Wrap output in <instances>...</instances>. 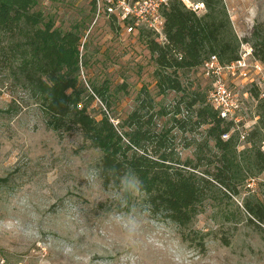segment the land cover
Masks as SVG:
<instances>
[{"label":"rangeland","instance_id":"374dc122","mask_svg":"<svg viewBox=\"0 0 264 264\" xmlns=\"http://www.w3.org/2000/svg\"><path fill=\"white\" fill-rule=\"evenodd\" d=\"M224 1L240 41L253 45L256 24L264 35V0ZM34 8L56 27L75 29L83 38L85 99L79 106L87 103L98 118L106 111L121 130H130L127 119L136 109L152 115V127L168 130L178 156L199 163L196 172L210 183L190 225L191 235H198L194 244L182 239L176 222L151 211L145 194L129 197L128 206L121 207L118 188L104 187L98 176L102 151L78 129L61 133L48 127L17 58L5 49L0 51V220L21 218L34 226V234L0 232V264H264V222L249 208L264 205V170L255 155L264 151L259 119L245 139L236 132L227 139L232 141L225 157L230 176L222 182L211 173L222 165L224 151L208 138L209 125L197 122L199 107L213 108L203 65L179 72L182 90L160 88L158 65L147 46L154 31L139 26L128 32L125 24L106 17L94 22L91 0H37ZM7 45L6 38L0 40L1 47ZM254 79H230L244 102L245 119L253 122L264 102V86L259 89ZM175 117L187 120L186 130ZM20 196L28 201L23 211L14 203ZM117 213L143 222L134 242L113 223ZM199 235L205 249L196 244Z\"/></svg>","mask_w":264,"mask_h":264},{"label":"trees","instance_id":"16d2710c","mask_svg":"<svg viewBox=\"0 0 264 264\" xmlns=\"http://www.w3.org/2000/svg\"><path fill=\"white\" fill-rule=\"evenodd\" d=\"M201 1L206 7L203 14L187 8L181 0H171L163 9L165 38L147 35L148 49L158 65L160 88L182 90L179 72L203 65L212 54L223 62L239 57L241 41L233 29L225 1ZM36 3L37 0H0V40L8 41L7 46H0V51L5 53L8 49L17 58L18 70L31 96L39 103L48 127L61 133L78 129L91 147L102 151L97 169L104 187L119 188V180L110 171L113 166L121 173L134 171L143 182L151 211L176 222L182 239L194 244L193 236L198 235L192 236L189 229L210 179L198 175L199 163L194 165L178 156L169 131L152 127V115L144 117L136 109L127 119L130 130H121L106 111L98 118L89 112L87 103L79 106L85 99L80 80L83 38L75 29L63 31L52 20H45L42 11L34 8ZM259 27L260 24L254 26L252 46L254 55L264 61V35ZM198 100L196 97L189 102L190 107ZM259 108V126L264 129V102ZM197 116L199 124L209 125L208 138L215 139L224 151L217 173L209 169L203 172L226 183L230 175L225 157L232 141L224 140L222 134L231 126L206 105L197 109ZM175 120L178 127L187 129V120L176 117ZM255 155L259 169L264 170V151L258 149ZM249 208L264 222L263 204ZM196 244L205 249L203 235H199Z\"/></svg>","mask_w":264,"mask_h":264},{"label":"built area","instance_id":"2783aa9c","mask_svg":"<svg viewBox=\"0 0 264 264\" xmlns=\"http://www.w3.org/2000/svg\"><path fill=\"white\" fill-rule=\"evenodd\" d=\"M181 1L187 8L198 14L206 11L202 1ZM170 2L171 0H91L95 13L94 22L101 17L114 19L119 24H125L128 32L143 26L154 31L160 40L165 38L163 9ZM203 66L204 74L210 80L211 85L207 100L219 116L231 126L229 131L222 134V138L227 140L232 132H236L240 139H245L260 116L256 115L254 122L245 119L244 102L238 89L230 83V79L235 77L247 80L250 78L253 83L254 75H256L257 87L261 89L264 86V61L254 55L252 45L242 41L237 59L223 62L217 54H212Z\"/></svg>","mask_w":264,"mask_h":264},{"label":"clouds","instance_id":"9594fccd","mask_svg":"<svg viewBox=\"0 0 264 264\" xmlns=\"http://www.w3.org/2000/svg\"><path fill=\"white\" fill-rule=\"evenodd\" d=\"M110 171L120 182L116 192V199L119 200L121 207L128 206L129 197H141L144 195L143 182L134 171L127 170L121 173L115 166ZM14 203L21 211L28 207L27 198L24 196H20ZM112 220L113 223L124 231L126 237L133 242L138 235L143 233L144 224L134 215L117 213ZM3 231L27 238L34 234V226L32 224H26L21 218L0 220V232Z\"/></svg>","mask_w":264,"mask_h":264}]
</instances>
